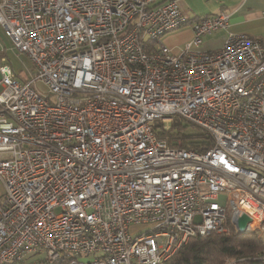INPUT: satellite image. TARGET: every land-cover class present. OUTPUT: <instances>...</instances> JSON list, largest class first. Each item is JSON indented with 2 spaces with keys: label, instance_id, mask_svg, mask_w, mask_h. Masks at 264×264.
<instances>
[{
  "label": "built area",
  "instance_id": "obj_1",
  "mask_svg": "<svg viewBox=\"0 0 264 264\" xmlns=\"http://www.w3.org/2000/svg\"><path fill=\"white\" fill-rule=\"evenodd\" d=\"M191 15L186 0H0L37 67L26 81L0 64V264H162L243 213L264 234V36L207 49L230 15ZM190 24L181 46L161 38ZM175 118L213 145L184 147Z\"/></svg>",
  "mask_w": 264,
  "mask_h": 264
},
{
  "label": "trees",
  "instance_id": "obj_2",
  "mask_svg": "<svg viewBox=\"0 0 264 264\" xmlns=\"http://www.w3.org/2000/svg\"><path fill=\"white\" fill-rule=\"evenodd\" d=\"M181 119L180 128L172 126L170 133L181 137L184 147L204 152L213 145L212 136L203 127ZM226 257L237 259L236 264H264V238L259 237L257 231L240 233L230 225L226 232L192 236L188 243L162 264H223Z\"/></svg>",
  "mask_w": 264,
  "mask_h": 264
},
{
  "label": "crops",
  "instance_id": "obj_3",
  "mask_svg": "<svg viewBox=\"0 0 264 264\" xmlns=\"http://www.w3.org/2000/svg\"><path fill=\"white\" fill-rule=\"evenodd\" d=\"M213 9L214 12L208 13V15L216 14L221 11L229 13V30L220 28L204 37L203 43L207 49H216L220 47L228 31L236 33L242 32L253 37L264 36V0H219V4ZM190 12L192 14L191 16L197 15L192 11ZM179 34H184V38H181L184 43L191 39L193 34L191 24L186 26L185 30L179 31L177 35ZM11 43H13V41L5 33L0 23V64L4 62V59L8 61L7 49L12 47ZM14 73L18 75L15 71Z\"/></svg>",
  "mask_w": 264,
  "mask_h": 264
},
{
  "label": "rangeland",
  "instance_id": "obj_4",
  "mask_svg": "<svg viewBox=\"0 0 264 264\" xmlns=\"http://www.w3.org/2000/svg\"><path fill=\"white\" fill-rule=\"evenodd\" d=\"M186 4L190 11L196 13L197 15H201V14H208L214 12L213 8H215V6L219 4V0H186ZM185 29L186 27H181L172 30L167 34H164L161 38L170 45L181 46L184 43V41H182L183 39L181 40V38H184V34L177 35V33ZM11 46L12 47L10 49L9 48L7 49V57H8L7 62L11 66L12 70L15 71L20 78L26 81H34L37 75L36 65L25 53L20 52L15 47H13L14 46L13 43H11ZM35 87L42 92H46L48 90V87L41 79L35 81ZM181 120H182L181 118H175L173 120V126L176 127L177 129L180 128L179 122ZM170 136L175 138L177 135L171 133ZM1 190H2V185L0 184V191ZM228 218H229V208H228ZM230 225L231 223L230 221H228V226ZM141 229H143L142 231L146 230L145 226H141L137 229V231ZM262 237L264 238V234L262 235ZM237 261L238 260L235 258L226 257L224 259L223 264H236Z\"/></svg>",
  "mask_w": 264,
  "mask_h": 264
},
{
  "label": "water",
  "instance_id": "obj_5",
  "mask_svg": "<svg viewBox=\"0 0 264 264\" xmlns=\"http://www.w3.org/2000/svg\"><path fill=\"white\" fill-rule=\"evenodd\" d=\"M200 220H201L200 216H198L196 218V221L199 222ZM250 222H251V218L246 213H243L242 215L238 216L236 218L237 231L240 232V233L250 232V231L247 230L248 224Z\"/></svg>",
  "mask_w": 264,
  "mask_h": 264
}]
</instances>
